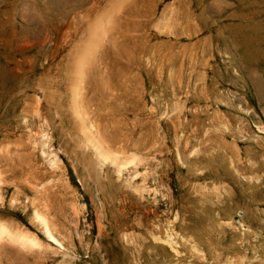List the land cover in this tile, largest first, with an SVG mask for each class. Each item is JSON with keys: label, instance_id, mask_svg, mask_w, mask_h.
<instances>
[{"label": "rangeland", "instance_id": "1", "mask_svg": "<svg viewBox=\"0 0 264 264\" xmlns=\"http://www.w3.org/2000/svg\"><path fill=\"white\" fill-rule=\"evenodd\" d=\"M4 227L0 264H264V0H0Z\"/></svg>", "mask_w": 264, "mask_h": 264}, {"label": "bare ground", "instance_id": "2", "mask_svg": "<svg viewBox=\"0 0 264 264\" xmlns=\"http://www.w3.org/2000/svg\"><path fill=\"white\" fill-rule=\"evenodd\" d=\"M85 65V64H84ZM84 68V67H83ZM80 76V75H79ZM76 86V85H75ZM76 88V87H75ZM74 89V88H73ZM50 93V92H49ZM76 93L78 94V96H79V92H78V90H76ZM50 95V94H49ZM50 97H51V103L53 104V103H55V98H54V96L52 95H50ZM49 97V98H50ZM57 100V99H56ZM77 98H76V103L75 104H79V103H77ZM57 102V101H56ZM76 105H74V107H75ZM79 106V105H78ZM80 107V106H79ZM77 108V107H76ZM81 110V109H80ZM77 114H79V116L82 118L83 116H81V113L78 111V108H77ZM76 116H78V115H76ZM78 118V117H77ZM91 126V129L92 128H94V126L91 124L90 125ZM82 127H83V125H82ZM82 129V128H81ZM85 135L88 137L87 139H88V142H90L91 140H95L96 138H95V134H94V132H93V130H91L89 127L87 128V127H85ZM83 135V134H82ZM103 137V136H102ZM96 142V141H95ZM81 143V142H80ZM85 143H87V142H85ZM90 143H92V142H90ZM89 143V144H90ZM99 143V142H98ZM97 142H96V144L97 145H99V147L98 146H96V145H94L93 146V150H95V151H93V152H95V153H97V155H98V159H97V161H98V163H96L97 164V167H99L100 168V170H101V168H105L106 167V165H110V164H115V166L117 167V172H118V174H121V172H122V169L123 168H126V167H128V163L126 162V160H124V161H122L123 159H119V157H117V155L116 154H114V153H111V151H109L108 149L106 150V148H103L102 146L103 145H101V143L100 144H98ZM88 144V143H87ZM89 144H88V146H89ZM90 145H93V144H90ZM85 148H86V146H85ZM90 149H91V147H90ZM97 151V152H96ZM91 152V151H90ZM120 154V153H119ZM215 154V153H214ZM213 154V155H214ZM218 154V153H217ZM217 154H215V155H217ZM96 155V154H95ZM212 155V156H213ZM208 156V155H207ZM206 156V157H207ZM210 156V155H209ZM121 157V156H120ZM214 157V156H213ZM222 158V157H221ZM251 159H253V157L251 156L250 157ZM211 159V158H210ZM209 159V160H210ZM233 159V158H232ZM231 159V160H232ZM89 160H90V158H89ZM92 160V159H91ZM94 160V159H93ZM217 160V159H216ZM234 160V159H233ZM223 161L225 162L226 161V159H223ZM230 162V161H229ZM110 163V164H109ZM225 164V163H224ZM251 164V163H250ZM211 165H209L208 166V168L210 167ZM228 166H230V165H228ZM252 166V165H251ZM231 167V166H230ZM198 168V167H197ZM96 169V168H95ZM229 169V168H228ZM104 170V169H103ZM202 171V169H196L195 171ZM116 172V173H117ZM234 174V173H233ZM263 182V181H262ZM253 183V182H252ZM254 184V183H253ZM253 184H251V185H253ZM256 185V184H255ZM247 214V213H246ZM35 218H36V220H37V222L39 223V225L41 226V228L43 229V231H44V234L46 235V237H48L51 241H54L56 244H58V245H60L61 246V244L59 243V241L56 239V237L54 236V234H53V232H52V229H51V227L49 226V224H48V222L41 216V214H40V212H38L37 210H35ZM177 219V218H176ZM242 223V222H241ZM228 225H229V227L231 228V229H233L234 230V228L236 227L235 225H234V223H233V220L231 219V222L229 221L228 223H227ZM170 225V224H169ZM162 227V226H161ZM165 227V226H164ZM171 226H169V228H164V229H166V232H165V238L164 239H161L162 241H164V245H168L169 247H171V248H174V251L179 255L180 253H179V246H180V243L179 242H177L176 241V239L177 238H175L174 236H175V234L176 233H172V229L170 228ZM245 227V226H244ZM174 228V227H173ZM237 228V227H236ZM158 230V229H157ZM161 230V229H160ZM239 230H241L242 231V233H243V236L245 237V235L248 237V236H250L251 234L249 233V232H246V231H243L242 229H239ZM156 231V230H155ZM7 232H8V230L4 227L3 228V230H1L0 231V241H2V240H5V237L7 238ZM154 232V231H153ZM161 232V231H160ZM164 232V231H163ZM233 232V231H232ZM158 233H156V235H157ZM234 234H237V232L236 233H234ZM155 236V235H154ZM154 236H152V238L154 239V241H156V240H158V239H156V237H154ZM157 236H159V235H157ZM177 236H179V235H177ZM238 237V236H237ZM161 240H160V242H161ZM16 243V242H15ZM17 244L18 245H20V246H23L25 249L28 247V245L29 244H31L30 243V241H28V239H26V238H23V237H19L18 239H17ZM152 245H153V243H152ZM184 246V245H183ZM186 246V245H185ZM170 248V249H171ZM173 250V249H172ZM196 250V249H195ZM173 251V252H174ZM234 255V254H233ZM232 257V256H231ZM237 258H238V256H237ZM236 259V258H235ZM238 260V259H237ZM228 263V262H227Z\"/></svg>", "mask_w": 264, "mask_h": 264}]
</instances>
